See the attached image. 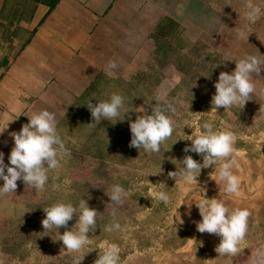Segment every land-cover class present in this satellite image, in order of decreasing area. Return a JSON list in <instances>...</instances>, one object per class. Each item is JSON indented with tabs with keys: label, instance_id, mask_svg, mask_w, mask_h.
<instances>
[{
	"label": "rangeland",
	"instance_id": "rangeland-1",
	"mask_svg": "<svg viewBox=\"0 0 264 264\" xmlns=\"http://www.w3.org/2000/svg\"><path fill=\"white\" fill-rule=\"evenodd\" d=\"M188 8V14L190 13L188 16L176 18L186 24L190 35L202 36L204 20L195 14L197 10L190 6ZM241 27L238 26L237 29ZM254 28L255 26L248 27L251 31ZM235 33L227 34V41L218 40V47L223 54L220 57L215 55L217 51L211 46L210 41L205 43L202 37H198L202 38L197 39L200 43H196L183 61V66L188 70L187 73L172 64L146 65L143 67L147 69L143 71H138L137 66V75L126 82L128 84L117 83L118 85L112 88L113 92L125 95L133 108L143 106L147 112H150L151 106L155 104V101H150L153 93L166 90L168 99L176 106L173 119L176 121L178 137L183 134L182 131L186 134L192 132L188 126L182 128L185 121L190 122L197 117L212 118L217 128H227L235 133V145L241 151L236 157L237 162L240 163L239 159L243 157L255 159L264 172V70L253 77L256 84V96L247 101L241 109L233 108L225 111L221 107L215 113H204L211 108V96L215 92L214 82L219 72H230L235 67L234 60H225L223 64L213 67L216 63L226 57L239 59L245 54H258V51L263 55L261 32L249 33L247 42L237 39ZM197 64L200 68L196 72ZM96 99L98 98L95 94L90 93L88 98L80 104L79 114L71 117V121L78 124L80 130L64 132L63 137L71 155L55 173V180L53 181L50 177L49 187L42 192H37L17 181L15 193L0 197V261L3 264H72L73 258L78 254L67 252L60 241H53L55 235L53 239L51 235L42 236L41 220L45 214L44 212L34 213L35 205L43 207L57 200L71 201L75 204L80 198H84L88 200L89 207L97 210L100 207L103 208V212L98 213L97 228L87 234L93 249L84 254L80 264H95L100 249L111 243L120 247L121 261L128 252L134 250L135 246L163 241V246L171 250L170 248L184 240L187 233L181 230L179 225L174 227L176 222L169 224V227L160 224L173 205L165 206L162 202L155 200L151 193L159 190L168 191L175 203L182 197L180 188L184 187L185 190L187 186L180 181L175 184V180L167 176L169 171H175V165L169 158L179 160L184 155H191L193 159L200 161L202 157L195 153H184L182 149L190 141L178 139L169 150L162 153V172L148 175L149 172L158 169L160 158L156 155L140 154L137 149L128 146L131 138L129 120H134L139 113L130 112L125 120L117 121L115 124L101 121L100 132L103 133L97 135L95 139L88 137L92 130L87 123L92 122V118L86 103L91 100L95 104ZM188 103L189 110L192 112L187 110ZM113 133L115 137L111 136ZM101 139L105 140L108 147L103 159L95 155V147H93V143H97L99 144L98 152H103L106 145L97 142ZM211 171V167L201 170L197 177L198 185L192 186L194 192L202 191V188L209 184ZM160 182L165 184L163 189L160 188ZM52 183L57 184L58 187L53 189L50 186ZM114 183H120L131 195L117 209L116 218L121 225L120 230L106 233L103 228L112 220L111 205L108 198L100 200L98 196L105 195L104 190H109ZM263 190L264 174L262 183L252 189L249 195L253 198L262 197ZM183 194L185 195V191ZM187 195H190V192ZM148 204H152L150 206L152 210L151 208L146 210ZM23 211L26 212L22 214ZM250 212L248 231L242 250L236 256L217 257L215 246L219 243V237L208 234V238H203L201 244H203L202 248L206 249L204 251L209 264H264V203ZM75 221L74 215L68 222L67 228L71 229ZM24 223L27 225L26 234L28 235L24 240L28 242L17 246V241L20 239L16 229L13 228L18 224L24 226ZM65 230L64 227L58 229L61 233Z\"/></svg>",
	"mask_w": 264,
	"mask_h": 264
},
{
	"label": "crops",
	"instance_id": "crops-1",
	"mask_svg": "<svg viewBox=\"0 0 264 264\" xmlns=\"http://www.w3.org/2000/svg\"><path fill=\"white\" fill-rule=\"evenodd\" d=\"M188 6L204 20L202 36L190 35L186 24L177 19L190 14ZM240 10V0H0V122L15 118L0 135L5 163L13 146L10 133L27 123L26 114L48 108L56 113L62 136L78 131L71 117L79 114L90 93L105 99L112 86L129 82L147 69L143 66H175V52L187 56L202 38L215 47L216 56L223 55L218 40L227 41V34L246 25ZM164 18L172 23L164 24ZM246 26H255L252 32H261L264 42V15ZM109 61L116 67L106 70ZM235 150L241 153L237 145ZM239 161L240 195L230 198L228 205L251 211L264 203V196L249 195L262 183L264 172L255 159ZM204 189L209 198H224L222 186L213 180ZM180 190L184 196V187ZM201 192L191 190L189 196ZM150 206L146 210H152ZM178 212L182 223L171 208L160 224L167 227L176 222L174 227L179 225L187 233L184 240L171 250L163 241L135 246L120 264H209L201 244L208 233L198 232L195 226L201 219L197 208L181 204Z\"/></svg>",
	"mask_w": 264,
	"mask_h": 264
},
{
	"label": "clouds",
	"instance_id": "clouds-1",
	"mask_svg": "<svg viewBox=\"0 0 264 264\" xmlns=\"http://www.w3.org/2000/svg\"><path fill=\"white\" fill-rule=\"evenodd\" d=\"M226 4L231 5V3ZM240 9L238 13L246 21V25L255 24L260 16L264 15V0H240ZM246 25L237 29L235 33L237 39L245 42L252 32ZM225 60H234L235 67L230 72H219L214 82L215 92L211 96V108L204 113H215L221 107L225 111L233 108L241 109L247 101L256 96L253 77L264 70V55L258 51V54H245L239 59L226 57L213 67L223 64ZM115 67V62L109 61L106 70ZM96 101L93 104L89 100L86 104L92 118V122L87 123L89 129L100 124L101 121L115 124L117 121L125 120L130 112L139 113L134 120H129L131 138L128 146L137 149L140 154L156 155L160 158L158 169L149 172L148 175L162 172V153L169 150L173 143L178 139L190 141L185 144L182 151L195 153L202 159L197 161L191 155H184L179 160L169 158L175 165V171L167 173L169 178L175 180V184L180 181L187 186L185 195L175 203L168 191H154L151 196L165 206L173 205L172 211L179 223H182L178 212L181 204L189 207L194 204L201 217L195 222L196 230L219 237V243L215 246L217 257H233L241 252L251 212L248 208L228 205L230 198L239 197L241 186V178L236 174L238 170L236 157L239 154L235 150V133L227 128H217L212 118L197 117L190 122L185 121L182 125V128L190 127L191 134L182 131L181 136L174 138L173 134L177 128L173 119L176 106L168 99L166 90L153 93L150 101H155V104L151 106L150 112H147L143 106L133 108L128 98L120 92H111L105 99H96ZM187 110L192 112L189 110V103ZM26 115L27 123L22 124L18 132L10 133L13 146L7 156V164L4 160V152L0 151V181H2L0 197L15 193L17 181L37 192L46 190L49 187L50 177L55 180V173L71 155L62 136V130L58 126L55 112L42 108L31 115ZM14 119L9 118L0 122V135L8 129L9 123ZM209 167L212 168L209 178L222 186L224 198H209L204 195V188L199 195H187L192 190V186L198 185L197 177L201 170ZM50 186L53 189L58 187L55 183ZM164 186L165 184L160 182V188L163 189ZM104 193L111 205L112 220L104 225L103 230L106 233L117 232L121 228L116 218L117 209L124 204L131 193L120 183L112 184L109 190H104ZM42 210L45 214L41 220L42 236L51 235L53 239L55 235L53 241H60L67 252L78 254L73 258L72 264H80L84 254L93 249L87 234L97 228L96 208L89 207L88 200L80 198L75 204L71 201L57 200L43 206ZM25 212L23 211L22 214ZM74 215L76 221L71 229H68V222ZM61 227L66 229L62 233L58 231ZM120 252L121 249L117 244H107L100 249L95 264H120ZM0 264L3 262L0 261Z\"/></svg>",
	"mask_w": 264,
	"mask_h": 264
},
{
	"label": "trees",
	"instance_id": "trees-1",
	"mask_svg": "<svg viewBox=\"0 0 264 264\" xmlns=\"http://www.w3.org/2000/svg\"><path fill=\"white\" fill-rule=\"evenodd\" d=\"M163 22H164V24H166V23H169V24H171L172 23V21H171V19L170 18H164L163 19ZM174 23V22H173ZM162 28H165V25L164 26H162ZM177 50V49H176ZM175 51V50H174ZM191 51H192V49H191ZM166 54V53H165ZM179 54H180V52L178 51V52H175V54H174V57H175V59L173 60L174 61V64H175V66L178 68V69H180L181 71H185L186 73H187V71L188 70H186V68L183 66V62L182 61H184L186 58H185V56L183 57V59H182V57L181 56H179ZM204 67V66H203ZM200 67L198 66V64H197V70H196V72L198 71V69H199ZM191 70H192V68H190ZM75 116V115H74ZM100 124H98V125H96V127H95V129L94 130H92L91 131V133H89V136L88 137H90V138H94L95 139V137H97V135H99V134H102L101 132H100ZM107 135H109V134H107ZM174 138H178V134L176 133V131L174 132ZM111 136H114L115 137V134L113 133V134H111ZM102 141V142H101ZM104 141V142H103ZM97 142L98 143H103V144H105L106 145V148L103 150V152H98V145L99 144H97V143H93V147H95V155L98 157V158H100V159H103V157L105 156V151H106V149L108 148L107 147V143L105 142V140L103 139H101V140H97ZM174 150H176V146L174 145ZM98 198L100 199V200H104V199H107L108 197L107 196H105V195H102V196H98ZM35 207V209L36 210H34V213H36V214H39V213H41V212H43V210H42V206H38V205H35L34 206ZM102 209L103 208H99L97 211H98V213H100V212H103L102 211ZM13 229H16V234L18 235V239H20V240H18L17 241V246L19 245H23V244H25V242H28V240H24V238L25 239H27L26 237H28V235L26 234V230H27V225H26V223H24V226L23 225H16Z\"/></svg>",
	"mask_w": 264,
	"mask_h": 264
}]
</instances>
